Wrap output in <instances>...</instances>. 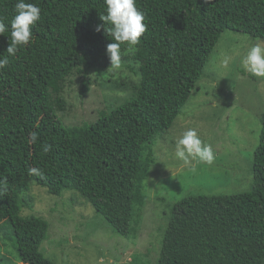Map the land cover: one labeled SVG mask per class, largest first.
I'll list each match as a JSON object with an SVG mask.
<instances>
[{
	"label": "trees",
	"instance_id": "16d2710c",
	"mask_svg": "<svg viewBox=\"0 0 264 264\" xmlns=\"http://www.w3.org/2000/svg\"><path fill=\"white\" fill-rule=\"evenodd\" d=\"M17 2L0 0V19L9 29L0 35V56H8ZM25 2L41 8V19L32 28L33 42L0 69V180L7 188L0 195V232L10 226L15 264H55L40 251L48 222L20 215L30 207L31 185L54 196L74 190L117 236L134 234L146 203L153 142L172 127L225 31L264 40V0H136L147 30L129 56L140 75L133 93L94 122L73 126L62 122L55 106L65 109L61 94L71 77H81L78 94L86 95L90 70L114 42L104 27L97 31L105 2ZM259 117L250 190L175 202L155 264H264V110ZM33 132L35 144L29 143ZM33 167L43 176L29 175Z\"/></svg>",
	"mask_w": 264,
	"mask_h": 264
},
{
	"label": "rangeland",
	"instance_id": "374dc122",
	"mask_svg": "<svg viewBox=\"0 0 264 264\" xmlns=\"http://www.w3.org/2000/svg\"><path fill=\"white\" fill-rule=\"evenodd\" d=\"M257 41L264 40L228 31L221 35L181 113L152 144L154 163L143 190L146 203L136 232L130 237L117 236L76 191L66 189L54 196L41 186L31 185L30 207H23L20 215H35L48 222L47 237L40 245L46 258L55 264H117L137 259L155 264L175 202L186 196L232 195L250 190L253 153L261 130L259 116L264 110V78L249 73L243 60ZM121 52L120 69L110 68L106 54L90 70L92 85L83 98L78 94L81 77L69 79L61 94L65 109L55 106L66 126L92 123L101 111L108 112L133 93L140 77L138 63L126 49ZM229 57L225 68L223 61ZM189 129H195L202 141L212 145V165L196 164L192 171L175 156L176 139ZM13 241L6 224L0 232V264L18 263L16 251L11 250Z\"/></svg>",
	"mask_w": 264,
	"mask_h": 264
},
{
	"label": "clouds",
	"instance_id": "9594fccd",
	"mask_svg": "<svg viewBox=\"0 0 264 264\" xmlns=\"http://www.w3.org/2000/svg\"><path fill=\"white\" fill-rule=\"evenodd\" d=\"M106 14L100 15L103 25L97 26V31L104 27L111 36L112 43L106 48L110 59L111 69L118 70L122 67L121 45H126V51L134 53L141 43V37L147 30L145 15L136 6V0H104ZM204 4H210L212 0H203ZM15 16L11 20V38L7 48L8 56H0V69L9 64V56H15L23 47L33 42L32 28L41 19V8L34 3H26L18 0L14 5ZM109 25V27H105ZM8 26L0 19V35L7 32ZM230 57L225 58L223 66H229ZM244 68L257 78H264V41H257L251 45L243 60ZM38 136L35 132L30 133L29 143L35 144ZM175 156L184 166L195 171L196 164L212 165L215 153L211 144H207L198 135L195 129H189L175 141ZM50 150L45 146L44 151ZM195 162V163H194ZM29 175L43 176L39 168L28 169ZM7 192L6 180H0V195Z\"/></svg>",
	"mask_w": 264,
	"mask_h": 264
}]
</instances>
